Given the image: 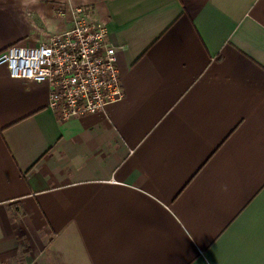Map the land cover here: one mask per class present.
<instances>
[{"label":"crops","instance_id":"obj_1","mask_svg":"<svg viewBox=\"0 0 264 264\" xmlns=\"http://www.w3.org/2000/svg\"><path fill=\"white\" fill-rule=\"evenodd\" d=\"M77 7L125 97L62 120L0 66V264H264V0H0V53Z\"/></svg>","mask_w":264,"mask_h":264},{"label":"built area","instance_id":"obj_2","mask_svg":"<svg viewBox=\"0 0 264 264\" xmlns=\"http://www.w3.org/2000/svg\"><path fill=\"white\" fill-rule=\"evenodd\" d=\"M12 78L47 84L49 107L67 120L105 112L125 97L116 47L92 10H73V26L37 45L15 44L0 53Z\"/></svg>","mask_w":264,"mask_h":264}]
</instances>
